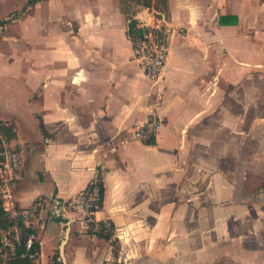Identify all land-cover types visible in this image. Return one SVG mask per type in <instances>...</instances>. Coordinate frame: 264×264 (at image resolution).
Segmentation results:
<instances>
[{
    "label": "crops",
    "instance_id": "crops-1",
    "mask_svg": "<svg viewBox=\"0 0 264 264\" xmlns=\"http://www.w3.org/2000/svg\"><path fill=\"white\" fill-rule=\"evenodd\" d=\"M34 5L43 10L26 19L42 25L9 38L25 56L0 48V121L25 157L16 203L42 198L69 228L66 264H264V155L243 158L264 98V0H168L158 81L134 60L122 0ZM146 8L156 10L134 17L152 23ZM154 111L148 144L134 132ZM98 173L109 239L86 231L71 204ZM48 221L38 264L57 246L45 256Z\"/></svg>",
    "mask_w": 264,
    "mask_h": 264
},
{
    "label": "built area",
    "instance_id": "built-area-1",
    "mask_svg": "<svg viewBox=\"0 0 264 264\" xmlns=\"http://www.w3.org/2000/svg\"><path fill=\"white\" fill-rule=\"evenodd\" d=\"M152 13L153 22L138 19L136 27L141 33L133 43L134 60L143 69L145 75L158 81L166 67L169 55L167 37L170 28L166 25L164 15L157 18L158 11L146 8ZM152 11H149V10ZM160 127L156 111L152 112L144 125L134 132V137L147 142L155 138ZM0 155V199L9 224L0 227V264H8L15 258H25L35 262L39 257L37 244L40 245L39 230L52 218L47 202L38 198L28 207H20L14 198V187L21 179L25 168V157L22 147L11 139L1 143ZM104 185L102 174L98 173L88 186L71 202L83 212V223L86 231L103 237L114 234L115 227L108 220H99L98 212L102 210Z\"/></svg>",
    "mask_w": 264,
    "mask_h": 264
},
{
    "label": "rangeland",
    "instance_id": "rangeland-1",
    "mask_svg": "<svg viewBox=\"0 0 264 264\" xmlns=\"http://www.w3.org/2000/svg\"><path fill=\"white\" fill-rule=\"evenodd\" d=\"M28 0H0V20L2 19H8L2 26H0V31L1 35H6L4 37L5 40L0 42L1 46L0 48L2 49L3 54L9 55L12 54L14 57H18L19 59H22V56H25V50L24 49H19L15 50L12 43L10 41V36L11 33L18 32L21 33L24 29V26L28 24V26L34 28V27H39L42 25L41 22L35 21L31 18L26 19L29 15L35 14L36 12L42 11V6H35L34 4L28 8V10H23V6L27 3ZM130 3V9L127 6V0H122V8L126 12H129L132 14L134 11L137 12L138 10H142V7L140 4L136 3L135 1L129 2ZM18 11V12H17ZM149 11H152L151 9ZM161 13L166 17L168 20L169 17V11L166 7L163 5L160 6ZM157 18H160L161 16L159 14H156ZM25 20L24 25H22L21 21ZM58 25H56L57 27ZM177 32V30H175ZM169 37V35L167 36ZM2 37H0L1 39ZM7 38V39H6ZM27 42L26 37L24 39H21L20 45H25ZM169 42V38H168ZM19 46V45H17ZM21 47V46H19ZM8 60L6 58H0V62L4 63L7 62ZM261 91L259 92L260 97L264 95V87H260ZM263 90V91H262ZM264 97V96H263ZM235 106H233L234 108ZM254 109V108H253ZM256 113L259 116L258 120V133H255L257 138L253 140L251 139V144L252 146H248V151L247 154H244L243 158L247 159L248 156H250V151L254 150V147L259 149V155L263 156L264 155V98L261 100L257 107H256ZM2 123V126L7 128L10 127L9 125H6L5 123ZM2 133V137L4 139L8 138V136L4 132ZM257 143V145H256ZM259 143V145H258ZM258 146V147H257ZM246 148V147H245ZM77 209L82 213L81 209L77 207ZM45 230V235H44V254L46 257H48L50 254H52V249L56 246L54 249V257L53 261L50 262V264H56L57 263V258L59 257V245L64 237L65 229L62 233L61 230V224L57 219H51L48 221L47 228H44ZM58 232L62 233V237L59 239ZM68 246V245H67ZM59 261V260H58ZM61 264V263H60Z\"/></svg>",
    "mask_w": 264,
    "mask_h": 264
},
{
    "label": "trees",
    "instance_id": "trees-1",
    "mask_svg": "<svg viewBox=\"0 0 264 264\" xmlns=\"http://www.w3.org/2000/svg\"><path fill=\"white\" fill-rule=\"evenodd\" d=\"M36 1L38 0H28L27 3L23 6V10H28V8L30 6H32ZM135 1L136 3L140 4L142 7H155L156 10H160V6L163 5L164 7H166L168 9V0H127V6L130 9V3ZM18 12V11H17ZM129 18V25H128V31L127 34L130 37V39L132 40V42L134 43L136 41L137 36H139V34L141 33L140 29H138L136 27L137 24V20L135 19L134 15L136 14V12L134 11L132 14H130L129 12H125ZM8 19H2L0 20V26H2ZM5 134L8 136L7 139H11L12 137H14V133L12 131V127H3L2 123L0 121V151H1V143L4 137H2V133L4 132ZM146 143L148 144H154L155 143V139L153 138L152 140L147 141ZM2 160V157L0 155V161ZM9 221H8V216L5 212V210L3 209V205H2V200L0 199V227H5L8 226ZM100 237H103L102 235H98ZM104 238H111L110 236L104 237ZM40 245L37 244L36 249L39 250ZM8 264H38L35 263L33 261H30L28 259L25 258H15L12 259L8 262Z\"/></svg>",
    "mask_w": 264,
    "mask_h": 264
},
{
    "label": "water",
    "instance_id": "water-1",
    "mask_svg": "<svg viewBox=\"0 0 264 264\" xmlns=\"http://www.w3.org/2000/svg\"><path fill=\"white\" fill-rule=\"evenodd\" d=\"M69 238V228L65 231L64 237L59 245V260L62 262V264H66V244L68 242Z\"/></svg>",
    "mask_w": 264,
    "mask_h": 264
}]
</instances>
